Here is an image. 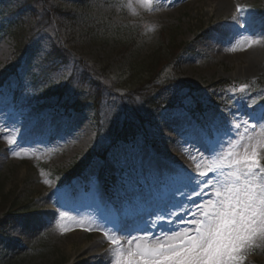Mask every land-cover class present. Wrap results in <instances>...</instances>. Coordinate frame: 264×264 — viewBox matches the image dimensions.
<instances>
[{"label": "rangeland", "instance_id": "1", "mask_svg": "<svg viewBox=\"0 0 264 264\" xmlns=\"http://www.w3.org/2000/svg\"><path fill=\"white\" fill-rule=\"evenodd\" d=\"M26 1L0 0V11L5 6L12 11ZM117 3L118 0H38L25 4V11L18 10L15 18L27 29L33 28L34 43L42 53L49 52L52 43L60 44L67 52L65 60L58 61L49 74L47 86L64 83L84 66V71L88 68L93 74L101 73L102 83L110 90L101 102L99 125L92 107L68 114L55 96L43 98L31 107L15 106L11 94V87L17 86L15 78L1 90L0 133L7 134L3 132L5 126L18 129L19 134L12 135L28 151L21 152V158L13 157L6 141L0 138V178L6 192L13 190L21 204L30 201L32 209L0 218V264H106L105 253L110 245L100 243L102 233L77 227L61 234L60 225L72 228L78 222L90 223L107 215L115 207L116 189L122 182L130 191L147 193L155 183L157 169H194L187 149L181 148L180 133L189 120L196 122L189 112L184 118L175 114L183 106L165 109L156 122H147L133 144L119 143L105 159H92L86 178L75 186L69 185L79 194L61 197L59 207L52 193L60 186L48 169L39 167L42 164L56 170L84 159L92 151L102 153L101 148L109 144L104 133L108 129L106 122L118 116L123 119L133 112L135 104H142L128 95L131 91L119 89L120 85L136 82L129 64L142 62L162 41L175 38L176 42L189 44L179 67L167 68L161 78H181L192 85L197 103L210 106L215 95L227 105L229 95L241 85H247L248 91L244 100L237 97L239 111L232 109L238 116L249 111L248 98L256 97L257 105L264 103V0H168L164 10L155 13L139 8L133 0L139 12L135 16L126 7L118 9ZM237 6L246 9L245 16L253 20L247 32L234 26ZM4 22L0 21V70L9 65L15 52V41L3 34ZM149 26H154L150 32ZM210 37L216 41H210ZM249 37L258 41L253 47L228 50ZM225 79L241 85L211 87ZM31 91L22 88L20 94L26 97ZM207 113L226 119L217 108ZM207 113L201 118L203 123ZM103 172L118 177L112 200L101 184ZM60 211L68 213L64 220H60ZM245 264H264V245L250 252Z\"/></svg>", "mask_w": 264, "mask_h": 264}, {"label": "snow or ice", "instance_id": "2", "mask_svg": "<svg viewBox=\"0 0 264 264\" xmlns=\"http://www.w3.org/2000/svg\"><path fill=\"white\" fill-rule=\"evenodd\" d=\"M168 0H135V5L149 13L164 10ZM117 8L126 7L131 15H139L133 0H118ZM246 9L237 6L234 26L248 31L253 20ZM149 26L147 31H152ZM215 42V37H210ZM258 41L241 39L228 50L244 51ZM183 107L175 114L187 117L198 98L182 83L173 85ZM247 85H241L228 97L230 103L222 112L224 119L206 114L204 123L190 120L182 126L181 148L194 169H157L155 183L147 192L130 191L128 185L116 189L115 207L98 221L77 223L72 228L60 225L61 234L80 228L100 232L110 247L106 264H245L247 255L264 245V103L257 98L246 101L249 109L238 116L239 100H244ZM239 97V100L237 99ZM119 118V117H118ZM0 133L9 146L11 156L21 158L27 152L19 144L16 128ZM50 185L49 181H44ZM79 194L74 187H57L52 193L59 207L61 197ZM179 194L180 198H177ZM68 216L60 211V220ZM227 238V248L218 241Z\"/></svg>", "mask_w": 264, "mask_h": 264}, {"label": "trees", "instance_id": "3", "mask_svg": "<svg viewBox=\"0 0 264 264\" xmlns=\"http://www.w3.org/2000/svg\"><path fill=\"white\" fill-rule=\"evenodd\" d=\"M50 1V0H48ZM30 2H38V0H27L24 4H18L12 9L7 6L0 11V21L5 20L2 25L4 36L11 37L15 41V52L9 65L4 70H0V91L10 82L11 79H17V86L11 87V94L13 96L15 106L31 107L43 98L57 97L58 102L64 107L69 114L71 111L75 113L86 112L89 107L95 111L97 124L100 123L99 113L102 107V99L110 90L102 83L101 73L86 69L84 66L80 67V71L75 75L70 76L62 84L47 86L48 76L54 69L58 61H64L67 57L65 49L56 43H52L49 52L42 53L38 48V44L34 43L35 34L33 28H26L22 21L16 19L19 14L18 10L25 11V4ZM6 9L9 11L7 12ZM175 38H170L159 43L158 47L148 55L142 62L133 61L129 64L131 76L136 75V82L126 84L127 86L119 87L120 91L130 92L128 94L131 98H136L141 101L140 104H135L133 112L127 113L125 118H112L106 125L108 129L104 131L106 138L109 141L108 145L101 148L99 151H92L84 159L75 161L66 167L57 168L52 171L54 178L58 179L60 185L74 184L86 175V170L91 164V160L97 156L106 158L107 154L116 147L119 143H134L139 133L144 132L147 122L152 123L158 120L161 112L165 109H175L183 106L181 98L175 93L173 85L182 83L183 86L192 93L196 91L192 85L186 83L181 78L167 80L161 78L167 68L177 66L179 67V60L182 54L187 50L188 43H179ZM105 71V70H104ZM130 76V77H131ZM77 80L79 83H77ZM263 79H260V82ZM241 85L239 81H232L230 79L220 80L214 82L211 87H237ZM78 87L75 92H72L75 87ZM32 89L31 93L23 97L20 92L22 88ZM119 96L122 94L117 93ZM213 95L210 106L218 108L219 110L226 108V103L216 99ZM75 98V99H74ZM133 100V99H131ZM204 102H198L194 107L188 110L191 117L197 122L201 123V117L209 109L204 106ZM126 108V106H125ZM142 108V110H141ZM226 118L229 114L225 111ZM101 130V129H100ZM100 133H103L101 130ZM47 168V166H44ZM117 178L104 172L102 184L106 194L113 196L115 182ZM7 188L4 186L0 178V218L3 215L11 216L14 213L29 211L32 209L30 201L21 204V198L17 197L14 191L6 192ZM13 264H22V262H15Z\"/></svg>", "mask_w": 264, "mask_h": 264}, {"label": "clouds", "instance_id": "4", "mask_svg": "<svg viewBox=\"0 0 264 264\" xmlns=\"http://www.w3.org/2000/svg\"><path fill=\"white\" fill-rule=\"evenodd\" d=\"M229 241L227 240V238H223L221 240L218 241V245L223 247V248H227Z\"/></svg>", "mask_w": 264, "mask_h": 264}]
</instances>
